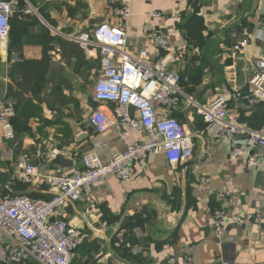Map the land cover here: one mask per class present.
<instances>
[{
    "label": "crops",
    "instance_id": "crops-1",
    "mask_svg": "<svg viewBox=\"0 0 264 264\" xmlns=\"http://www.w3.org/2000/svg\"><path fill=\"white\" fill-rule=\"evenodd\" d=\"M31 1L38 12L11 19L7 47L0 51V71L11 52L40 68L33 93L40 111L13 142L16 155L26 156L44 175H71L87 154L108 163L129 144L148 141L146 133L133 129L126 138L124 130L98 134L90 122L97 107L98 52H79L65 42L103 23L124 27L129 50H146L154 60L161 52L151 38L166 32L183 95L173 116L199 133L187 163L170 166L163 154H155L134 165L132 180L109 178L90 198L59 209L60 218L87 236L75 264H264V148L233 158L245 136L211 138L195 105L188 104V99L205 105L215 95L247 92L253 60L264 46V0H133L125 22L117 15L121 0ZM241 44L243 51H236ZM52 62L63 69L52 72ZM7 79L0 84V103L13 106L17 101L7 93ZM228 109L249 129L264 127V103L252 106L241 99ZM48 148L71 158L53 163L39 155ZM251 156L258 157V166L250 164ZM0 173L10 195H54L43 180L18 182L12 165ZM254 209L262 214L251 222L214 226L219 212L233 217Z\"/></svg>",
    "mask_w": 264,
    "mask_h": 264
},
{
    "label": "built area",
    "instance_id": "built-area-1",
    "mask_svg": "<svg viewBox=\"0 0 264 264\" xmlns=\"http://www.w3.org/2000/svg\"><path fill=\"white\" fill-rule=\"evenodd\" d=\"M132 4L133 0H121L117 15L123 22L132 15ZM37 12L21 0H0V51L7 47L11 19L17 14ZM159 16L153 14L154 18ZM68 39L84 52H98L99 71L94 87L97 107L90 116L95 131L104 134L110 130H124L126 138L128 131L133 129L146 133L148 141L129 144L108 163H103L96 153H90L82 157L81 168L71 175L61 172L44 175L26 156L15 154L12 145L15 141L12 122L15 110L13 106L0 103V170L4 165H12L14 176L22 184L31 185L43 180L54 194L49 199L21 194L0 196V264H74L76 252L87 236L58 216L60 208L69 202L80 201L84 196L90 198L94 188L109 178L120 182L132 180L134 165L155 154H163L170 166L185 164L193 156L194 139L199 133L189 130L173 116L182 104L183 95L181 77L172 68L174 56L166 32L157 31L151 38L153 47L161 52L155 60L146 50L137 53L129 50L124 27L103 23ZM235 50L242 52L243 44L237 45ZM20 60L19 54L11 52L8 66ZM241 99L252 106L264 103V46L253 60L245 94L215 95L205 105L188 99V104L195 105L205 124V132L211 138L245 136L244 143L233 148V158L264 148V127L249 129L238 116L229 113V104ZM39 155L53 163L71 158L68 152L57 148H48L46 152L40 150ZM258 162V157H250L252 166H258ZM261 214L260 209L233 217L219 212L214 226L220 228L229 222L245 224Z\"/></svg>",
    "mask_w": 264,
    "mask_h": 264
},
{
    "label": "trees",
    "instance_id": "trees-1",
    "mask_svg": "<svg viewBox=\"0 0 264 264\" xmlns=\"http://www.w3.org/2000/svg\"><path fill=\"white\" fill-rule=\"evenodd\" d=\"M22 4H24L23 1ZM65 43H69V46L74 48L76 51H83L82 48L75 42L68 41ZM39 72V62L22 60L15 62L11 66V82L7 86V93L10 97L16 99L17 101L13 106L15 110V117L12 120L13 126L15 128V141L21 138V134L28 126L29 121L40 111V108L34 104L33 101V99H38V97L33 95V93ZM4 183V177L0 173V184L4 185ZM80 248L81 246L78 248L77 252L80 250ZM75 262L76 258L74 260V264ZM30 263L36 264L34 262Z\"/></svg>",
    "mask_w": 264,
    "mask_h": 264
},
{
    "label": "water",
    "instance_id": "water-1",
    "mask_svg": "<svg viewBox=\"0 0 264 264\" xmlns=\"http://www.w3.org/2000/svg\"><path fill=\"white\" fill-rule=\"evenodd\" d=\"M101 25V24H100ZM99 25V26H100ZM98 26V27H99ZM51 67H52V72H59L60 70L63 69V67L59 64H57V62H52L51 64ZM11 76V68L8 66L7 63H3L2 64V67H1V71H0V84L3 82V81H7L8 79L7 78H10ZM1 91H2V98L5 97V88H1ZM15 101L13 102V106L15 105ZM61 163L62 165L66 164L67 163V160L66 159H61ZM109 253L116 259H118L119 261L123 262V260L111 249V247L109 246Z\"/></svg>",
    "mask_w": 264,
    "mask_h": 264
},
{
    "label": "rangeland",
    "instance_id": "rangeland-1",
    "mask_svg": "<svg viewBox=\"0 0 264 264\" xmlns=\"http://www.w3.org/2000/svg\"><path fill=\"white\" fill-rule=\"evenodd\" d=\"M3 1H6V0H3ZM27 1L34 9H37V5L34 2H32L31 0H27ZM18 182H20V180H18ZM6 195H10L7 191V187H5L3 184L2 185L0 184V196H6ZM25 264H33V263H25Z\"/></svg>",
    "mask_w": 264,
    "mask_h": 264
}]
</instances>
